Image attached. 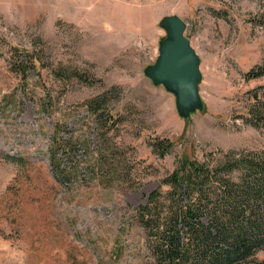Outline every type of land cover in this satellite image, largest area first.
Wrapping results in <instances>:
<instances>
[{
	"label": "rangeland",
	"instance_id": "rangeland-1",
	"mask_svg": "<svg viewBox=\"0 0 264 264\" xmlns=\"http://www.w3.org/2000/svg\"><path fill=\"white\" fill-rule=\"evenodd\" d=\"M167 14L199 55L186 117L144 70ZM263 58L264 0H0V264H153L134 211L179 158L264 148L242 118L264 99V76L244 77Z\"/></svg>",
	"mask_w": 264,
	"mask_h": 264
},
{
	"label": "trees",
	"instance_id": "trees-1",
	"mask_svg": "<svg viewBox=\"0 0 264 264\" xmlns=\"http://www.w3.org/2000/svg\"><path fill=\"white\" fill-rule=\"evenodd\" d=\"M18 54L38 61L26 48ZM259 76L264 58L244 73L246 79ZM255 102L242 118L264 124V99L255 96ZM88 103L108 111L106 100ZM107 114L102 125L111 128L117 114ZM174 144L168 138L152 146L163 156ZM161 182L169 189L155 188L134 211L153 264H264L258 257L264 252V148L226 149L212 160L182 155Z\"/></svg>",
	"mask_w": 264,
	"mask_h": 264
},
{
	"label": "water",
	"instance_id": "water-1",
	"mask_svg": "<svg viewBox=\"0 0 264 264\" xmlns=\"http://www.w3.org/2000/svg\"><path fill=\"white\" fill-rule=\"evenodd\" d=\"M159 23L166 29V36L160 40L158 57L144 69L145 74L174 93L177 110L186 117L202 106L199 55L185 35V21L181 16L167 14Z\"/></svg>",
	"mask_w": 264,
	"mask_h": 264
},
{
	"label": "bare ground",
	"instance_id": "bare-ground-1",
	"mask_svg": "<svg viewBox=\"0 0 264 264\" xmlns=\"http://www.w3.org/2000/svg\"><path fill=\"white\" fill-rule=\"evenodd\" d=\"M90 1V0H89ZM93 1V0H92ZM100 1V0H99ZM105 1V0H104ZM98 2V1H97ZM104 5H105V3H104Z\"/></svg>",
	"mask_w": 264,
	"mask_h": 264
}]
</instances>
